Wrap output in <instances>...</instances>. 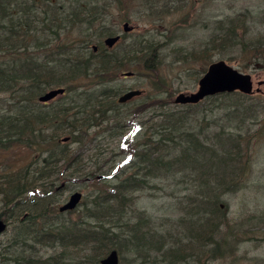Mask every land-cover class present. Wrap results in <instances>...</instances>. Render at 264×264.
<instances>
[{
  "label": "trees",
  "instance_id": "obj_1",
  "mask_svg": "<svg viewBox=\"0 0 264 264\" xmlns=\"http://www.w3.org/2000/svg\"><path fill=\"white\" fill-rule=\"evenodd\" d=\"M67 1L66 5L65 0H0V93L10 92L13 97L12 103L0 110V152L4 154L11 151L12 154L8 162H3L0 174V202L5 208L0 213V219L7 226L10 224V213L17 211L20 203H29L31 194H36L34 188L40 187L36 184L39 180L37 176L28 182L30 172L45 174L47 178L49 173L44 169L54 165L52 157L63 162L65 168H69L72 160L77 161L74 151L59 142L63 132H68L71 143H80V137L87 130L104 121L117 119L119 104L116 98L123 90L116 83L120 78L118 74L123 75L125 67L130 66L128 61L139 62L148 80H151L153 71L161 63L153 40L144 35L123 48L125 52L122 55L115 52L114 48L108 50L104 42L101 46L100 41H96L98 44L95 45L98 52L93 50V38L100 40L103 36L118 34L112 27L97 29V25L103 17L108 16L106 10L109 3L116 1L121 5L122 0H110L109 3H98L99 0ZM252 16L251 11L245 9L229 18L225 27L221 26L220 32L212 36L216 38L213 47L225 51L230 45L245 50L253 46L256 49L262 48L259 57L264 58V43L257 41L258 44L251 43L249 46L241 36L245 30L247 32V22ZM77 27L79 33L75 38L64 36L68 30ZM240 28L242 31L238 36ZM124 36L123 33L121 38ZM129 55L131 59L125 58ZM90 78L91 84L100 88L94 97L91 95L92 98L77 83ZM53 86L63 88V94L68 93L70 98L58 108L54 106L48 111L41 108L44 103L36 102L34 98L38 99L40 94H45V90ZM76 89L81 91L71 92ZM232 95L252 98L251 95L237 91L211 96L220 99L221 96L232 98ZM160 97L151 95L147 99L154 101V107L168 104L157 100ZM167 102L172 103L169 100ZM175 106L184 109L181 112L160 113L163 118L155 123L151 133L142 136L139 144L136 141V147L132 144L133 138L124 135L122 149L127 154L124 164L130 162L128 168H131L132 173L119 176L116 171L114 182L105 184L96 175L84 173L83 180L85 177L90 178L95 194L89 201H84L82 196L77 206L82 209H59L57 215H68L53 223L46 221L47 209L31 213L27 218L17 216L13 232L7 237L5 247L0 252V264H100L110 249L119 252L120 249H126V252L136 255L148 253L152 249L161 252L165 248L163 234L148 232L144 228L148 224L142 217L134 223L122 222L125 212L133 211L132 198H127L125 193L149 186V178L159 177L161 170L166 175L192 170L193 173L190 172L198 179L200 189L213 192L208 198H189L197 203L186 207V217L182 222H186L189 227L193 226L186 237L192 239L194 246L197 244L202 248L201 254L205 253L207 246L214 245L210 252L217 255L215 251L221 249L220 243L216 241L214 244L212 239L222 227L223 220L226 222V215L216 206L215 192L222 185L225 192L240 188L238 185L241 180L236 175L231 178L233 171L228 170L230 164L238 159V144L230 141L232 133L223 130L213 135L211 140L205 137L204 141L211 146L200 140L205 134L202 128L197 134L199 139L190 136L189 130L185 128L190 115L187 111L197 104ZM46 128L51 131L46 133ZM40 162L42 167L38 168ZM68 170V180L81 179L77 176L81 173L79 168L72 169L71 165ZM209 177L215 179L216 185L208 181ZM75 214L77 217H74ZM195 228L204 235L194 234L197 231ZM141 230L143 232L140 233ZM144 233L151 235L146 238ZM153 240L158 244L150 249ZM139 242H143L146 247ZM141 245L143 249L137 251L136 248ZM44 248L51 249V252L45 254L41 250ZM182 248L171 246L166 249L161 254L163 260L168 264L185 261L191 254H186V249L182 251Z\"/></svg>",
  "mask_w": 264,
  "mask_h": 264
},
{
  "label": "rangeland",
  "instance_id": "obj_2",
  "mask_svg": "<svg viewBox=\"0 0 264 264\" xmlns=\"http://www.w3.org/2000/svg\"><path fill=\"white\" fill-rule=\"evenodd\" d=\"M109 1L99 0L98 3H109ZM64 3L67 5L68 1L65 0ZM245 9L251 11L253 16L248 20V29L247 32L245 30L242 33V38L249 46L251 43L258 44L257 41L264 43V0H122L121 5L116 1L110 2L106 10L108 16L98 22L97 29L112 27L121 35L124 33L122 30L124 22L132 25L133 29L132 32L124 33L125 36L119 40L120 45H117L118 42L108 50L114 48L115 52L122 55L125 52L123 48L131 44L135 38L140 39L144 35L145 38L153 40L161 63L158 69L153 71L151 80H148L141 64L129 60L130 66H126L123 71L131 74L125 77L118 74L120 78L117 80V87L123 92L141 90V95L120 104L117 99L123 92L118 94L117 119L104 121L103 124L87 130V133L80 137L82 140L80 143H71L68 132L61 134L59 142H63L74 151L77 161L72 160L69 164L72 165V169L77 167L81 170L77 175L81 179L68 180L70 166L63 167V162H58L56 157L51 159L54 165L44 169L48 171L49 177L45 178V174L30 172L28 182L33 179L32 177L37 176L39 180L36 184L40 187L34 188L36 194H31L29 203H20L17 211L10 213L7 231L0 235V252L5 247L7 237L13 232L12 227L18 221L17 216L27 218L31 213H40L47 209L46 221L53 223L68 215L66 213L57 215L56 211L75 191L82 194L84 201H89L95 193L90 178L85 177L83 180L84 173L96 175L104 184L114 182L116 171L119 176L132 173L131 168H128L130 162L124 164L127 155L122 149L124 135H130L133 138L132 144L136 147V141L140 142L144 134L151 133L155 123L163 118L160 113L178 110L181 112L184 108L176 107L173 103L174 99L179 93L195 92L198 80L209 64L221 59L238 71L250 75L252 98H240L238 95H232V98L221 96L220 99H216V96L206 97L197 106L189 108L187 112H190V115L185 122V128L189 130L190 136L194 135L199 139L198 131L201 128L204 130L205 134L202 132L200 138L202 141L206 136L211 140L213 135H218L219 131L223 130L232 133L233 137L230 141L232 143L236 141L238 144V159L230 164L228 170L233 171L231 178L235 175L239 177L240 188L225 192L222 185L217 187L218 192H215L216 206L226 215V222L223 220L222 227L212 239L214 244L216 241L220 243L221 249L215 251L218 253L214 256L210 252L214 245L207 246L205 253L201 254L202 248L196 243L194 246L192 239L186 237L188 230L193 226L189 227L186 222H182L186 217L185 209L197 203L196 200L191 201L189 198L195 196L199 199L204 196L208 198L211 193L213 194L210 190H201L197 185L198 179L191 174L193 171L186 169L167 175L161 170L163 173L161 172L159 177L149 178L151 180L149 186L128 190L125 193L127 198H132L133 211L125 212L122 222L134 223L142 217L148 224L144 227L148 232L163 234L162 242L165 248L161 252H155L151 247L158 243L153 240L149 246L152 250L148 253H139L141 256L126 252V249H120V252L114 250L117 251L119 264H168L161 254L171 246H183L182 251L186 249L184 252L191 254L185 261L174 264H264V58L259 57L262 48L256 49L251 46L245 50L230 45L224 51L215 49L212 45L216 40L212 36L220 32V27H225L229 18L235 17L236 13ZM77 30L78 27L71 28L64 36L69 39L72 36L75 38L79 33ZM241 31L242 29L238 32V36ZM103 37L104 40L106 36ZM102 39L93 38L91 45L94 46L100 41L102 46ZM125 58L131 59V56ZM91 82V78L77 82L82 85L89 98L100 91V88H95ZM52 88L45 90L46 93ZM78 90L81 91L76 89L71 92H80ZM151 95L161 96L157 100L168 104L154 107V101L147 99ZM11 98L13 97L10 92L0 93V110H4L12 103ZM69 98L68 93H60L45 102L41 108L48 111L54 106L58 108ZM34 99L36 102H41L37 98ZM168 100L172 103L167 102ZM27 106L31 107L30 104ZM44 131L49 133L51 130L46 128ZM205 145L209 143L206 142ZM11 155V151L4 154L0 152V174L3 162H8ZM38 166V168L42 167V163L40 162ZM207 179L215 184L214 178ZM80 207L77 209H82ZM3 211L5 208L0 202V213ZM74 217H77V214ZM195 229L197 231L194 234H202L200 230ZM143 235L148 238L151 234ZM139 243L146 247L143 242ZM142 245L136 248L137 251L143 249ZM41 250L46 252L45 254L51 252V249ZM111 250L113 249L109 251Z\"/></svg>",
  "mask_w": 264,
  "mask_h": 264
},
{
  "label": "water",
  "instance_id": "obj_3",
  "mask_svg": "<svg viewBox=\"0 0 264 264\" xmlns=\"http://www.w3.org/2000/svg\"><path fill=\"white\" fill-rule=\"evenodd\" d=\"M133 26L128 22H124L122 30L124 33L132 32ZM120 40V34L111 35L106 37L103 42L107 48L115 46ZM96 46H94V50ZM131 73L123 72L124 76H129ZM198 86L195 92L179 93L174 99V104H198L201 100L211 95L221 94L222 92L232 93L238 91L241 94H253L252 81L250 75L238 71V69L229 66L224 60L215 61L209 64L205 73L199 78ZM63 88L52 89L47 93L38 97V99L45 103L53 99L56 95L63 93ZM141 90H129L123 92L117 99L118 103L124 104L125 102L141 95ZM82 198V194L75 191L70 195L68 200L62 205L60 211L75 210ZM7 224L3 219H0V235L6 231ZM100 264H119V257L116 250H111L109 253L100 260Z\"/></svg>",
  "mask_w": 264,
  "mask_h": 264
},
{
  "label": "flooded vegetation",
  "instance_id": "obj_4",
  "mask_svg": "<svg viewBox=\"0 0 264 264\" xmlns=\"http://www.w3.org/2000/svg\"><path fill=\"white\" fill-rule=\"evenodd\" d=\"M122 34H123V33H122ZM122 34L120 35V40H121V36H122ZM102 42H103V39H102ZM94 46H95V45H94ZM94 46H93V50H94ZM115 46H116V45H115ZM96 47H97V46H96ZM98 50H99V49L96 48L94 51H95V52H98ZM252 95H253V94H252ZM252 95H251V96H252Z\"/></svg>",
  "mask_w": 264,
  "mask_h": 264
}]
</instances>
